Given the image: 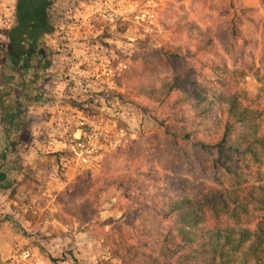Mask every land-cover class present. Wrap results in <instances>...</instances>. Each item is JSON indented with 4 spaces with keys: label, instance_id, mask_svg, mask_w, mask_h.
<instances>
[{
    "label": "trees",
    "instance_id": "1",
    "mask_svg": "<svg viewBox=\"0 0 264 264\" xmlns=\"http://www.w3.org/2000/svg\"><path fill=\"white\" fill-rule=\"evenodd\" d=\"M55 2L16 0L5 34L4 57L20 87L13 105L0 99V192L9 195L15 193L9 172L10 164L15 170L19 166L18 137L29 125V106L42 98L27 89L52 62L53 46L44 36L57 28ZM244 11L238 8L233 17L227 11L215 31L174 21L176 34L185 40L172 43L163 55L169 62L188 57L195 66L143 88L154 101L173 98L171 125H159L171 139L179 174L171 167V172L160 171L148 160L142 170L114 172L110 160L118 159L121 149L103 162L111 174L103 167L102 182L129 195L127 239L121 236L113 250L123 264H264V101L240 85L247 76L264 84V34L256 55L239 26L254 21ZM66 99L89 113L84 103Z\"/></svg>",
    "mask_w": 264,
    "mask_h": 264
},
{
    "label": "rangeland",
    "instance_id": "2",
    "mask_svg": "<svg viewBox=\"0 0 264 264\" xmlns=\"http://www.w3.org/2000/svg\"><path fill=\"white\" fill-rule=\"evenodd\" d=\"M67 1L52 9L57 15V28L52 34L44 36L46 44L53 45L54 51L50 56L55 62H51L47 70H40L27 89L32 96L41 93L42 98L39 104L28 108L32 121L24 125L18 137L22 143L17 153L19 166L15 170L12 169L14 164H10L9 172L16 183L15 193L9 195L12 200L10 209L3 207V211L0 197V223H11L24 238L22 242L13 240L6 244L10 257L30 248L38 256L36 264H123V259L116 256L113 250L117 248L121 236L127 239L124 209L129 195L115 185L107 186L102 182L105 174H111L105 172L103 162L111 159L114 151L121 149L118 159L110 160L114 172L133 173L136 167L142 170L145 160H148L160 171L171 172V167L175 170L172 174H179V166L172 163L175 153L171 139L159 125L160 121L171 125L168 118L173 98L154 101L143 91L152 84H159L165 76L183 74L190 66H195V62L188 57L169 62L163 55V52L171 50L172 43L185 40L183 35L176 34L174 21L215 31L220 26L221 16L227 11L228 16L233 17L238 8L245 9V15L254 21L245 20L239 26L250 39L257 55L261 35L264 34V0ZM15 2L0 0V99L1 104L8 106L13 105L20 91L18 79L4 57L5 34L13 20ZM105 3L115 6L119 17L116 22L107 23L102 35L95 37L74 27L77 13L94 12ZM66 26L71 29L67 31ZM87 41L109 42L119 57L118 62L125 67H121L117 74V91L105 100L108 109L100 112L94 107L96 104L92 99L87 100L92 105L86 107L89 113L85 115L107 130V137L101 139L107 146L94 153L99 156L97 159H90L78 169L71 170L64 166L62 159L75 158L74 151L52 146L49 140L52 135L46 134L47 129L54 127L58 132L55 145H58L68 137V130L66 126L63 130L60 125L51 122L53 114L47 111V106L68 103L63 97L66 94L64 78L68 46L71 50L74 47L76 53ZM56 46L66 47L61 51ZM240 85L248 94H258L264 101V84L247 76L240 80ZM43 121H49L53 126ZM2 127L0 115V147L4 145ZM70 127L73 129V126ZM11 158L14 159V155ZM87 176L93 180H88ZM78 204L88 206L83 211L85 208L78 209ZM119 228H122L121 233ZM48 256L54 261H50ZM10 257L1 263L11 264Z\"/></svg>",
    "mask_w": 264,
    "mask_h": 264
},
{
    "label": "built area",
    "instance_id": "3",
    "mask_svg": "<svg viewBox=\"0 0 264 264\" xmlns=\"http://www.w3.org/2000/svg\"><path fill=\"white\" fill-rule=\"evenodd\" d=\"M118 17L116 7L105 3L94 12H88L84 16H77L73 23L78 30L83 29L85 34H92L96 37L106 31L107 23L116 22ZM105 43L100 44L99 41L92 43L83 42L82 47L76 53L74 47L71 50V47L68 46L65 59V67L67 69L64 80V86L67 90L65 98L71 97L78 102H82L84 107L92 105V103L87 102L88 99H92L96 104H94V107L97 110L100 109V112L104 111L108 106L105 103L106 98L117 91V74L121 71V67H125L120 61L118 62L119 57L111 44L109 42ZM66 46L56 47L57 50L62 51ZM52 62L55 61L52 60ZM72 126H75L76 130L80 131V135L75 136L74 131L67 135L65 142L76 156L75 158H63L62 162L68 169L76 170L79 166H83L84 163L90 162V159L99 157L94 153L107 146L101 140L107 137V130L100 127L101 124L95 122L93 118L87 115L76 117V122ZM107 141L111 144L109 139ZM84 153L86 156H84ZM67 160H69L70 164L76 165V168L69 167ZM37 257L30 248H26L19 255H13L10 259H12L11 264H36Z\"/></svg>",
    "mask_w": 264,
    "mask_h": 264
},
{
    "label": "crops",
    "instance_id": "4",
    "mask_svg": "<svg viewBox=\"0 0 264 264\" xmlns=\"http://www.w3.org/2000/svg\"><path fill=\"white\" fill-rule=\"evenodd\" d=\"M64 1L65 0H56L55 5L52 7V9L57 8L60 4L64 3ZM69 1H71V0H69ZM66 2H68V1L66 0ZM86 13L87 12L84 13V11L79 12L76 14L75 17L84 16ZM65 29L67 31H69L71 28L70 27L67 28V26H66ZM63 97H66V96L64 95ZM31 107H33V106H29V109H31ZM47 108H48L47 111H49L51 114H53L51 122L54 121V123L56 125L57 124L60 125L63 128V130H65V128L63 126H66V131L68 130V134L73 133L75 131L74 132L75 136L80 135V131L78 129L76 130L75 126H73V129H70L71 128L70 126L75 124L76 117H80V116L85 115L83 110H81L80 108L75 107L73 105H70L69 103L65 104L64 106H60V105H56V104L51 105V106L49 105V106H47ZM31 112H33V110ZM34 112H35V110H34ZM28 113H30V111L29 112L27 111V115H28ZM72 115L74 116V118L72 117ZM72 118H73V122H71ZM31 121L32 120L30 117L29 124L31 123ZM43 122L49 126H53V123L50 124L49 121H43ZM102 128H104V127H102ZM57 133L58 132H56L54 127L46 130L47 135H52L51 139H49V140H51L50 143L53 144L52 146H56V147L60 146L61 147L60 149H63V147L66 149L70 148L67 145V143L65 142L66 139L63 141H60V143L58 145L57 144L55 145V142H56L55 137H56V135H58ZM60 133H63V131ZM67 164H69L68 166L73 168V169L76 168V165L70 164L69 160H67ZM0 197H1V211H3L2 210L3 207L10 209L9 205L12 203V200L9 198V191H1ZM13 240H19V242H22L24 240V238L21 236L20 233H18L15 230V228L13 227V225L11 223L9 224L7 222H1L0 223V264H2L1 262L4 259L10 257V249H8V246H6V244L11 243Z\"/></svg>",
    "mask_w": 264,
    "mask_h": 264
}]
</instances>
